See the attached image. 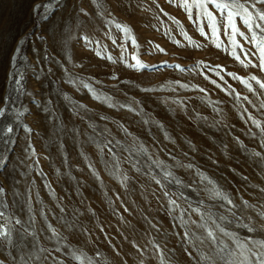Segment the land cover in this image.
I'll list each match as a JSON object with an SVG mask.
<instances>
[{
	"label": "rangeland",
	"instance_id": "rangeland-1",
	"mask_svg": "<svg viewBox=\"0 0 264 264\" xmlns=\"http://www.w3.org/2000/svg\"><path fill=\"white\" fill-rule=\"evenodd\" d=\"M195 19L168 0H0V129L13 127L0 135V225L12 231L0 264H207L206 221L230 247L264 240V90L229 75L264 71ZM220 38L229 47L222 27Z\"/></svg>",
	"mask_w": 264,
	"mask_h": 264
},
{
	"label": "snow or ice",
	"instance_id": "snow-or-ice-1",
	"mask_svg": "<svg viewBox=\"0 0 264 264\" xmlns=\"http://www.w3.org/2000/svg\"><path fill=\"white\" fill-rule=\"evenodd\" d=\"M95 2V0H94ZM169 3L177 4L183 8L188 15L189 19L193 18V9H195V25L197 31L205 39H209L213 45L221 50L227 52L234 60L240 63L243 67L247 68L249 65L252 67H259L261 71H264V9L258 8L257 5H264V0H168ZM51 5H44L45 9L49 8ZM209 6L219 14V18L213 11L210 10ZM40 6L38 5L37 8ZM237 21L243 25L247 32L242 31L238 26ZM205 25L207 31H205ZM116 27L121 30L131 42L132 46L139 48V45L136 42L135 37L132 35V31L127 26H122L117 24ZM221 27L223 28V35L227 38L229 42V47H225L223 41L221 40ZM181 34L184 36L185 40L188 41L189 47L200 48L201 45L197 44L192 40L186 32L181 29ZM239 38V39H238ZM243 41V43H241ZM115 42V41H114ZM177 44L178 47H182L179 41H173ZM251 45V48H246L245 45ZM156 51L164 52V49L160 48L159 45L155 46ZM19 49H17V52ZM96 55L101 59H104V52L100 47L96 50ZM243 57V58H242ZM110 62H114L112 56L106 57ZM16 57L13 56V62H15ZM132 60L133 64H127L125 61L124 54H121V62L125 63V66L131 67L134 70H143L148 68V65H145L140 59L139 55H133ZM254 60H258V65L254 63ZM165 65L153 66L155 70H158ZM209 67L217 76H220V72L224 71L220 66L211 67L208 65L198 64L197 67ZM170 67H175L179 71H185L179 65H170ZM234 79L239 80L250 92H254L252 84L249 82L255 81L260 89L264 90V82L259 80L256 76H250L247 79L236 76L235 73H229ZM116 79V77H112ZM220 79H223L220 76ZM17 86V91L22 90L21 79H16L14 81ZM75 84V81H71ZM80 83L83 84V87L86 88L90 94H94L95 98V89L92 86L84 81ZM215 83V82H213ZM182 87H187L182 85ZM237 100L239 101L241 97L237 94ZM108 98L105 97V100ZM247 100V97H243ZM250 102V101H249ZM261 108H264V103L260 104ZM6 110L0 108V117L5 116ZM251 118V117H250ZM253 123L259 126V122L254 118ZM264 131V130H262ZM13 132V127L10 125L5 126L4 129H0V135H9ZM164 176L167 178L171 176L170 172H164ZM159 183V181H157ZM179 183V182H178ZM2 191V189H0ZM213 194L220 196L219 192H216L215 189L212 190ZM174 203V202H172ZM0 217H5V213L0 211ZM10 222V221H9ZM16 224H19L20 221L16 220ZM215 224V221H212ZM205 229L206 238L210 241L211 245L214 248V251L210 252L209 255L205 256L204 259L207 261V264H264V240L248 238L246 240L233 239L234 247H230L224 241H220L216 236V232L208 226L207 221L203 225H198ZM216 228L219 229L224 235L231 237L230 233L224 232L219 225H216ZM248 231L252 232L254 229L249 228ZM12 238L11 228L0 225V240L5 242H10ZM201 243L204 242V238L197 237ZM78 264H84V261L80 256H76ZM25 264L27 262L25 261ZM90 264V262H89Z\"/></svg>",
	"mask_w": 264,
	"mask_h": 264
}]
</instances>
